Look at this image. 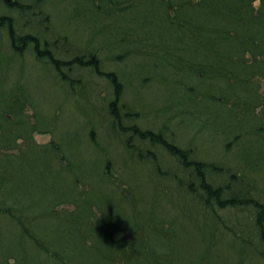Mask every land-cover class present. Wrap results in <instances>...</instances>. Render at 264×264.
Segmentation results:
<instances>
[{"label":"trees","instance_id":"16d2710c","mask_svg":"<svg viewBox=\"0 0 264 264\" xmlns=\"http://www.w3.org/2000/svg\"><path fill=\"white\" fill-rule=\"evenodd\" d=\"M257 2L259 3L258 8L255 6ZM2 5L8 8L22 6L19 1L12 3L10 0H2ZM74 7L78 10V17L85 19L84 22L89 24L86 28L92 29L93 38L110 36L108 38L112 39V43L103 44L102 47H106L110 51L113 50L111 48H114L129 53L131 49L143 48L146 50V55L153 60L149 64L145 62L141 68L144 69L146 66L148 69L149 67L151 74V77H148L149 80L164 88L163 93L170 100L174 99L169 105L170 109L176 112L174 115L171 112L173 120L178 118L176 102L186 100L187 107L193 114L190 119L194 118L201 122L200 127L203 130L209 124L201 120L206 116L200 112L215 118L212 121L211 130L217 131V134L220 132L226 136V139L231 138V142L227 143L229 146L236 145V152L244 159L246 170L252 163L257 166L264 165V0H78ZM12 22V17L0 15V25L7 27L15 53L22 54L32 42L34 56L45 57L47 63L51 64L60 76L62 75L59 70L62 65H67L71 70L75 67L78 70L79 67L86 65L92 67L96 72L100 70V65L94 54H91L89 58L76 55L68 62H59L52 56V52L47 53L40 49L38 38L20 34L12 27ZM44 50L49 51L46 48ZM108 76L115 88L114 99L110 101L109 115L113 122L111 126L116 125V127H112V130L109 126L108 131H117L123 136V132L128 129L121 126L119 110L112 105L119 99L120 88L114 75L109 74ZM18 92L14 91L9 94V97L15 96ZM167 93L171 96H168ZM11 98L15 100L14 97ZM16 100L12 103L14 107L12 111H6V109L2 110V113L0 111V117H2V121L0 120V212L2 214L6 215L5 212H7L12 219H15L14 221H17L18 226L25 230H27L26 220L27 224L33 227L41 219H46L49 213L53 218L56 213L57 218L62 221L57 224L62 227V233H64V229H69L70 232L73 229L74 235L82 236L87 228L89 229L87 235H83L82 238L75 236L78 240L74 248H79V246L82 249L88 246L95 248L96 246L95 250L93 248V253L101 250V252L99 251L102 256L101 263L107 260V256H113L112 261L118 264H154L161 260H158L156 255L164 244H170L165 249L169 246L175 248L174 243L180 239L182 234L181 227H179V238L177 239L175 225L173 224V229L167 227L163 219L157 216L161 212V206L155 200L152 203L143 200L141 211L136 210L134 202L130 205V201V219L116 217L118 214H122L120 211L112 212L110 209L114 202L113 197L116 196H112L109 191H104V188L102 192L99 190L95 192L91 181L93 179L103 187L101 178H105L112 185L116 183V180L110 177H101L100 174H96L97 169L94 167H91L92 170H87L88 163L85 160L83 163L78 157L81 143L76 134L73 132L68 134L67 140L69 141L66 146L65 135L55 134L56 130L50 126L40 128L37 119L36 126H32L31 118L28 120L29 117H25V119L22 115L26 102L21 103V100ZM18 116L20 117L18 118ZM8 117L21 119L19 122H14ZM217 119H220V124L215 123ZM91 125V128L94 129L93 124ZM91 132H89V139H92V143H94ZM149 132L139 131L138 133L141 139L146 140L149 137L152 145L163 147L178 162V167L198 182L196 189L193 187L195 181L186 177L189 181L185 182L186 178L183 180L178 177L180 183L174 180L176 181L174 186L167 185L170 191L165 190L166 192L162 193L161 197L157 196L159 199L172 201L173 207L180 214L181 208L190 207L192 201L204 206L206 210L202 213L203 215L209 214L212 206H215L211 199L215 200L216 205L223 206L226 210L241 205L237 204L241 202L239 198L241 193H236L229 188V178L233 180L235 175H230L226 179V183H223L220 176L212 175L213 167H210L209 170V167L206 166L205 169L202 167V163L190 158L191 149L181 150L173 142L163 139L164 136L155 138ZM34 133L43 135L54 133L55 138H52L46 148H39L38 145L33 144L32 134ZM18 137H20L21 143H18ZM229 146L226 148L227 150ZM18 147H22L20 155L15 154ZM34 150L36 153L46 155L43 158L45 163H54L56 159L66 162L65 169L57 171L61 175H55L53 168L49 173H53L54 177H42L40 169L38 171L32 169L33 160L31 161V157L33 156L31 155ZM236 152L235 157L239 159ZM47 153H50L49 157H47ZM190 160L193 162H189ZM139 163H141V158ZM84 168L85 170H82ZM86 171H92L94 174L90 177H88L90 174L83 177ZM33 175L38 177H33ZM181 181L184 183L181 184ZM113 190L116 191L118 188L113 187ZM3 193L7 195L2 197ZM120 196L118 195L116 199L120 200ZM219 196L226 201L219 202L221 199ZM251 199L248 200V203L255 209V223L262 229L264 226V205L257 199ZM123 203L127 205L126 202ZM62 205L75 207V212L70 214L67 219H64L65 212H56V208ZM94 208H97L100 215L106 217L105 219L108 218L106 225L112 224L117 230L108 238L105 237L107 240L102 241V237H97L95 242L98 241V244L96 243V245L87 238H95L93 232L109 231H106V227L104 228L103 220L95 219L94 224L97 221V227L92 223L91 225L87 223L93 216L91 210ZM118 208L120 209L119 206ZM241 208L242 206L238 209ZM31 212L33 213L31 214ZM76 213L80 216V221L82 220L80 225H78L79 220L76 224V219L71 218ZM183 213L186 216L184 210ZM115 220H117L116 223ZM181 220L183 226L187 221ZM219 225L218 233L221 236L226 232V229L221 227V224ZM57 226L51 225V228H57ZM194 226L196 231L200 225ZM139 232L140 236L143 232L147 235V240L145 238L139 240L141 244L139 241V243L135 241ZM53 233H56V230H53ZM52 243V241L49 243L50 246ZM156 243L160 247L159 250L156 248ZM237 244L236 239L230 243V255L236 258V264H244V257L246 260L253 259L252 255L255 250L251 245L245 246L241 242L238 246ZM52 249L54 251H51L53 254L50 257L54 258L55 264H69L58 254L55 247ZM134 249L139 252H135ZM40 250L46 253L50 252L43 246L40 247ZM163 253L170 254L169 251ZM165 254L159 256H166ZM206 254L207 251L204 252L202 260ZM169 259L166 257L161 261L168 264ZM192 263L194 262L190 258L185 263L182 262V264ZM170 264L174 263L171 261Z\"/></svg>","mask_w":264,"mask_h":264},{"label":"rangeland","instance_id":"374dc122","mask_svg":"<svg viewBox=\"0 0 264 264\" xmlns=\"http://www.w3.org/2000/svg\"><path fill=\"white\" fill-rule=\"evenodd\" d=\"M10 1L12 3L19 1L23 7L8 8L2 5V0H0V15L12 17V27L20 34L38 38L40 41L38 46L43 49V52H52V56L59 62H68L76 55L89 58L91 54H94L100 65V70L96 72L88 65L79 67L78 70L75 69L76 67L71 70L67 65H62L59 70L62 75L60 76L57 70L47 63L45 57L34 56L32 42L22 54L15 53L7 27L0 25L1 113L4 109L12 111L14 109L12 103L19 99L21 103L26 102L22 115L24 118L29 117L28 120L31 118L32 126H36L37 119L40 128L50 126L56 130L55 134L65 135L66 140L71 132L76 134L81 143L78 157L83 163L84 160L88 163L87 170H92L91 167H94L97 169L96 174H100L101 177H110L116 180V183L112 185L105 178H101L103 187L97 181L93 179L91 181L95 192L97 190L102 192L104 188V191H109L112 196H116L113 197L114 202L110 209L112 212L120 211L122 213L116 216L119 219H130V205L133 202L136 210L141 211L143 200L149 203L155 200L161 206V212L157 216L163 219L167 227L173 229V224L175 225L177 239L179 238V227H181L180 232L182 233L178 241L174 239L177 241L174 243V249L171 246L165 249L170 244H164L163 248L161 247L159 250L160 247L156 243V248L159 250L156 255L158 260L168 257V259L170 258L167 261L168 264L171 261L174 264L176 261L177 264H182L190 258L194 262L192 264H236V258L230 255V243L236 239L238 244L241 242L245 246L251 245L255 250L252 255L253 259L246 260L244 257V264H264V226L260 229L255 223V209L248 203V200L253 198L264 205V165L257 166L252 163L246 170L244 159L236 152V145L229 146L227 143L231 142V138L228 137L227 140L225 135L220 132L217 134V131L211 130L212 121L215 118L200 112L206 116L201 120L209 124L203 130L200 127L201 122L194 118L190 119L193 114L191 109H188L186 100L176 102L178 118L173 120L172 113L174 115L176 112H173L169 105L174 99L170 100L163 93L164 88L149 80L148 77H151L149 67L148 69L146 66L144 69L141 68L145 62L149 64L153 60L146 55V50L143 48L131 49L129 53L114 48H111L113 50L110 51L106 47H102L103 44H111L112 39L107 35L105 38H93L92 29L86 28L89 24L84 22L85 19L78 17V10L74 7L78 0ZM255 6L258 8L259 3H255ZM141 56L144 58L141 59ZM109 74L114 75L120 88L119 99L112 105L119 110L121 126L128 129L123 132V136L117 131H108L109 126L113 123L109 115L110 101L114 99L115 95V88L110 82ZM16 90L19 92L15 96H11L15 98L13 100L9 94ZM167 95L171 96L168 93ZM192 110L195 111V109ZM196 114L198 115L197 111ZM18 118L8 117L14 122H19L21 118ZM0 120L2 121V117ZM89 122L93 124L94 129L91 128L92 125ZM215 123L220 124V119H217ZM112 127H116V125H112L111 130ZM133 130L135 131L133 132ZM139 131H150L149 133L155 138L164 136L163 139L173 142L181 150L191 149L190 158L202 163V167L205 169L206 166L209 167V170L210 167H213L212 175L220 176L223 183H226V179L230 175H235L233 180L229 178V188L236 193H241L239 196L241 202L237 204H241L242 208L238 209L240 206H237L226 210L223 206L216 205L215 200L211 199L215 206H212L209 214L203 215L202 213L206 209L194 201L190 207L181 208L180 214L173 207L172 201L159 199L157 196L161 197L162 193L170 191L167 185L174 186L176 184L174 180L180 183L178 177L183 180L189 177L190 180L195 181L193 187L196 189L198 182L194 177L184 173V170L178 167L179 164L174 157L170 156L163 147L152 145L149 137L146 140L141 139ZM89 132L93 135L94 143H92V139H89ZM55 134L51 133V136L50 134L34 133L32 134L33 144L38 145L39 148H46L52 138H55ZM18 140V143H21L20 137ZM68 141L65 142L66 146ZM20 148L18 147L15 151L16 155L17 153L21 154ZM235 152L239 159L235 157ZM35 153L36 150L31 155L33 156L31 157V161L33 160L32 169L37 171L40 169L42 177H54L53 173H49L53 168L55 175H61L59 172L65 169L66 162L56 159L54 163H45L43 158L46 155ZM49 156L50 153H47V157ZM140 158L141 163H139ZM189 162H193V160ZM88 174L90 177L94 173L86 171L83 177ZM33 177L38 176L33 175ZM189 179L186 178L185 182H188ZM183 183L184 181H181V184ZM113 187L118 190H113ZM4 195L7 194L3 193L2 197ZM118 195H121V201L119 198L116 199ZM219 198H221L219 200L221 203L226 201L220 196ZM123 202H126L127 205ZM181 210L179 209V211ZM91 211L93 216L87 223L90 225L92 223L97 227V221L94 224L95 219L103 220L104 228L106 227V231L111 232L97 231L93 232L95 238L85 237L96 245L97 237H102V241L107 240L105 237L108 238L117 230L112 224L106 225L108 218L105 219V216L100 215L97 208ZM56 212H65L64 219H67L70 214L75 212V207L58 206ZM5 213L6 215L0 212V264H55L54 258L50 257L53 254L51 251H54L53 247L69 264H118L112 261L113 256H107V260L101 263L102 256L99 253L101 250L93 253L94 246L83 249L81 246L74 248L78 240L75 236L82 238L83 235L88 234L89 229L85 228L82 236L74 235L73 229L72 232L69 229H64V233H62V227L57 226L62 221L57 218L56 213H54L55 218L49 213L48 219H41L36 224L37 226L33 227L27 224L25 219L27 230L19 227L17 221H14L15 219H12L7 212ZM60 218L62 219L61 216ZM71 218L76 219V224L79 220L78 225L82 223L77 213L73 214ZM181 219L187 221L183 226ZM136 220L138 222V219ZM219 224L226 229L223 236L218 233ZM51 225H55L57 228H51ZM194 225H200L196 231ZM53 230H56V233H53ZM146 237V233L143 232L140 236L139 232L135 241L138 242L141 238L147 240ZM51 241L53 247L49 244ZM158 241L160 242V238ZM139 242L141 244V241ZM221 242L222 244H220ZM39 246L48 248L50 252H43ZM141 247L144 251L142 245ZM170 249L172 250L170 251ZM134 250L139 252L137 249ZM165 251H169L170 254L166 255L163 253ZM205 251L207 254L202 260ZM151 253L154 254L152 251ZM164 254L166 256H159ZM161 260L154 264H166Z\"/></svg>","mask_w":264,"mask_h":264}]
</instances>
